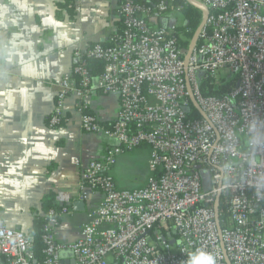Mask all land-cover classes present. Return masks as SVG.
Returning <instances> with one entry per match:
<instances>
[{
    "label": "built area",
    "instance_id": "obj_1",
    "mask_svg": "<svg viewBox=\"0 0 264 264\" xmlns=\"http://www.w3.org/2000/svg\"><path fill=\"white\" fill-rule=\"evenodd\" d=\"M184 1L208 12L192 47V39L180 46L174 25L150 24L167 19L174 0H120L122 28L110 44L74 52L75 66L54 83L47 123L64 124L73 97L81 131L115 141L80 176V200L90 191L102 198L69 244L56 242V230L71 210L48 211L41 260L27 234L0 221L4 264H60L62 251L74 264H264V0ZM92 61L102 66L95 85ZM231 75L227 94L203 96V83L218 86ZM95 91L118 97L110 127L90 112ZM142 146L146 186L117 190L110 170ZM200 171L209 175L207 192Z\"/></svg>",
    "mask_w": 264,
    "mask_h": 264
},
{
    "label": "crops",
    "instance_id": "obj_2",
    "mask_svg": "<svg viewBox=\"0 0 264 264\" xmlns=\"http://www.w3.org/2000/svg\"><path fill=\"white\" fill-rule=\"evenodd\" d=\"M119 5L120 0H0V221L31 240L46 200L71 210L56 230V242L69 244L79 237L87 211L102 198L90 191L83 209L74 207L81 201L84 168L115 141L81 131L73 97L65 103L64 124L51 129L47 122L54 83L75 66L74 52L109 45L121 31ZM165 18L174 25L171 14ZM150 24L160 26V20ZM98 75H91L94 85ZM118 110L116 95L94 92L90 112L102 126H112ZM148 158L144 146L120 155L109 172L114 187L132 191L146 186ZM62 252L61 261L74 264L72 255Z\"/></svg>",
    "mask_w": 264,
    "mask_h": 264
},
{
    "label": "trees",
    "instance_id": "obj_3",
    "mask_svg": "<svg viewBox=\"0 0 264 264\" xmlns=\"http://www.w3.org/2000/svg\"><path fill=\"white\" fill-rule=\"evenodd\" d=\"M65 1L68 3L71 0ZM138 2L142 5H155L157 0H138ZM168 12L174 19V36L178 38L180 46L186 48L188 42L192 39L201 23L202 13L184 0H174L172 9H169ZM89 69L91 75H96L101 73L102 66L98 62L92 61L89 64ZM235 83L236 77L233 75H231L228 79H222L218 86H213L208 82H205L202 84L203 96H224L233 86H235ZM49 210L58 211L59 208L54 206L51 200H46L43 203V216L36 218L33 222L32 251L37 260H41L43 258L41 254L43 247L40 236L46 223L47 213Z\"/></svg>",
    "mask_w": 264,
    "mask_h": 264
},
{
    "label": "water",
    "instance_id": "obj_4",
    "mask_svg": "<svg viewBox=\"0 0 264 264\" xmlns=\"http://www.w3.org/2000/svg\"><path fill=\"white\" fill-rule=\"evenodd\" d=\"M190 4H191L192 6H194L197 10H199V11L204 15V17L207 16L208 12L206 11V9H204V8L201 7L200 5L195 4V3H193V2H190ZM160 25H161L162 28L166 29V28H167V19H164V18L161 19V20H160ZM203 27H204V20L201 21L199 27L197 28L196 32L194 33V35H193V37H192V40H191V43H190V47H192V46L195 44V42H196L198 36L200 35V33H201ZM188 55H189V53H188ZM193 107H194L196 110H198V107H197V105H196L194 102H193ZM184 112H185V113H188V109H184ZM201 116L204 118V115H203L202 113H201ZM200 179H201V187H202V191H203V192H207V191H209L210 186H209V175H208V173H207L206 171H200ZM83 206H84V203H83L82 201H78V202H75V203H74V207H75V209H77V210H82V209H83ZM68 252H69V251H68ZM64 253H66V252H61V253H60V258L62 257V255H63ZM69 253L71 254V252H69ZM71 255H72V254H71ZM60 264H64V263L61 261Z\"/></svg>",
    "mask_w": 264,
    "mask_h": 264
},
{
    "label": "rangeland",
    "instance_id": "obj_5",
    "mask_svg": "<svg viewBox=\"0 0 264 264\" xmlns=\"http://www.w3.org/2000/svg\"><path fill=\"white\" fill-rule=\"evenodd\" d=\"M173 251H175V249H174V248H172V252H173Z\"/></svg>",
    "mask_w": 264,
    "mask_h": 264
}]
</instances>
